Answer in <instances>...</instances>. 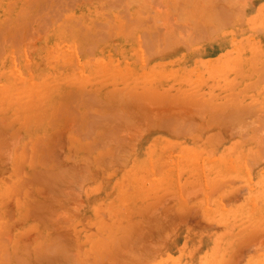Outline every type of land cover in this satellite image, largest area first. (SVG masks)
I'll use <instances>...</instances> for the list:
<instances>
[{
	"label": "rangeland",
	"instance_id": "obj_1",
	"mask_svg": "<svg viewBox=\"0 0 264 264\" xmlns=\"http://www.w3.org/2000/svg\"><path fill=\"white\" fill-rule=\"evenodd\" d=\"M239 1L0 0L4 264H264V0Z\"/></svg>",
	"mask_w": 264,
	"mask_h": 264
},
{
	"label": "bare ground",
	"instance_id": "obj_2",
	"mask_svg": "<svg viewBox=\"0 0 264 264\" xmlns=\"http://www.w3.org/2000/svg\"><path fill=\"white\" fill-rule=\"evenodd\" d=\"M63 1H64V0H63ZM120 1H121V0H119V2H120ZM220 1H221V0H220ZM223 1H224V0H223ZM235 1H236V0H235ZM238 1H239V0H238ZM227 2H228V1H227ZM239 2H240V1H239ZM120 3H122V2H120ZM120 3H119V4H120ZM117 4H118V2H117ZM59 6H60V5H59ZM178 7H179V6H178ZM117 8H118V7H117ZM119 8H120V7H119ZM221 8H222V7H221ZM224 8H225V7H224ZM191 13H192V12H191ZM210 13H211V12H210ZM204 14H205V12H204ZM211 14H212V13H211ZM179 16H180V14H179ZM184 17H185V16H184ZM213 17H214V16H213ZM218 17H220V16H218ZM230 17H231V16H230ZM216 18H217V17H216ZM189 21H190V20H189ZM240 21H241V20H240ZM216 29H217V28H216ZM16 38H17V37H16ZM16 40H17V39H16ZM17 42H18V40H17ZM91 44H92V43H91ZM89 46H90V44L88 45V47H89ZM90 47L93 48L94 46H90ZM92 48H91V49H92ZM87 49H90V48H87ZM90 51H91V50H90ZM57 52H58V51H57ZM55 53H56V52H55ZM55 53H54V54H55ZM55 55H57V53H56ZM53 63H54V62H53ZM51 65H52V63H51ZM15 75H16V74H15ZM60 77H61V76H60ZM70 80H71V79H69V81H70ZM60 81H61V80H60ZM77 81H78V80H77ZM56 85H57V84H56ZM68 85H69V84H68ZM73 85H74V84H73ZM75 85H76V84H75ZM75 85H74V86H75ZM76 87H77V86H76ZM0 89H1V88H0ZM59 89H60V88H59ZM64 89H65V88H64ZM69 90H70V88H69ZM13 91H14V88H13V87H11V86H6V87L3 88V90H0V97L6 98V97H8L9 92H13ZM63 91H64V90H63ZM70 91L72 92V90H70ZM70 91H69V92H70ZM49 92H50V91H49ZM61 92H62V91H61ZM71 92H70V93H71ZM13 93H16V90H15ZM67 93H68V92H67ZM51 94H52V93H51ZM15 95H16V94H15ZM62 95H63V94H62ZM69 95H70V94H69ZM59 96H60V94H59ZM67 96H68V95H67ZM56 97H57V96H56ZM70 97H71V96H70ZM75 98H76V97H75ZM55 99H56V98H55ZM17 100H18V99L16 98V101H17ZM47 100H48V99H47ZM69 100H70V99H68V101H69ZM75 100H76V99H75ZM16 101H15V102H16ZM43 101H44V100H43ZM48 101H49V100H48ZM68 101H67V102H68ZM70 102L72 103V101H69V103H70ZM74 102H75V101H74ZM16 103H17V104H16ZM16 103H15V104L18 105V106H21V105H22V102L20 103L21 105L19 104V101L16 102ZM0 104H1V103H0ZM47 104H50V103L48 102ZM58 104H59V105L56 104L57 107H58V108H59L60 106H61V107H60L59 109L57 108L58 110L56 109L57 112H60L61 110H62V112H64L63 109H62V108H63L62 104L60 105V102H58ZM66 104H67V103H66ZM67 105H68V104H67ZM67 105H66V106L64 105L65 108H67V107L69 108V106H67ZM70 105L72 106V104H70ZM46 106H47V105H46ZM47 108H48V107H47ZM70 108H71V107H70ZM70 108H69V109H70ZM75 108H77V107L75 106ZM60 109H61V110H60ZM69 109H66V110L68 111ZM66 110H65V111H66ZM62 112H61V113H56V114H57L56 116L58 117L59 114H62ZM86 112H87V111H86ZM64 113H65V112H64ZM75 114H76V113H75ZM82 114H83V113H82ZM44 115H45V114H44ZM44 115H43V116H44ZM52 115H53V114H52ZM63 115H64V114H63ZM40 116H41V115H40ZM56 116H55V119H58V118H56ZM61 116H62V115H61ZM59 117H60V116H59ZM62 117H63V116H62ZM47 118H48V117H47ZM1 120H2V119H1ZM19 120H20V119H19ZM46 120H48V119H46ZM50 120H51V119H50ZM13 122H14V121H13ZM13 122H12V123H13ZM44 122H45V121H44ZM90 122H92V121H90ZM12 123H11V124H12ZM14 123H15V122H14ZM38 123L40 124V122H38ZM38 123H37V124H38ZM87 123H89V121H88ZM93 123H94V122H93ZM24 124H25V123H24ZM94 124H95V123H94ZM112 124H113V123H112ZM2 125H4V124H2ZM20 125H21V124H20ZM92 125H93V124H92ZM26 126H27V125H26ZM49 126H50V125H49ZM49 126H47V127H49ZM78 126H79V125H78ZM35 127H36V126H35ZM38 127H39V126H38ZM5 128H8V127H5ZM41 128H42V127H41ZM74 128H75V127H74ZM17 129H18V128H17ZM14 130L16 131V129H14ZM15 131H14V132H15ZM74 131H75V130H74ZM85 131H86V130H85ZM2 132H3V131H2ZM86 132H87V131H86ZM88 133H90V132H88ZM88 133H86V134H88ZM46 134H47V133H46ZM89 135H90V134H89ZM36 136H37V134H36ZM87 136H88V135H87ZM108 136H110V135H108ZM81 138H83V137H81ZM107 138H108V137H107ZM107 138H106V139H107ZM0 140H3V139H0ZM107 140H109V138H108ZM103 141H104V140H103ZM15 142H16V141H15ZM112 142H113V141H112ZM8 143H9V142H8ZM39 143L41 144V142H39ZM93 143H95V142H92V144H93ZM97 143H98V142H97ZM113 143H114V142H113ZM9 144H10V143H9ZM40 144H39V148H40V146H41ZM103 144H104V143H103ZM106 144H107V143H106ZM106 144H105V145H106ZM89 145H90V144H89ZM89 145H87V146H89ZM98 145H99V143H98ZM6 146H7V145H6ZM90 146H91V145H90ZM90 146H89V147H90ZM96 146H97V144H96ZM103 146H104V145H102V147H103ZM37 147H38V146H37ZM98 147H99V146H98ZM100 147H101V146H100ZM45 148H46V147H45ZM2 149H3V148H2ZM8 149H9V148H8ZM36 150H38V149L36 148ZM41 150H42V149H41ZM41 150H40V151H41ZM80 150H81V149H80ZM80 150H79V151H80ZM86 150H87V147H86ZM86 150H85V151H86ZM93 150H94V149H93ZM44 151H45V150H44ZM72 151H73V150H72ZM3 152H4V151H3ZM37 152H38V151H37ZM89 152H90V151H89ZM35 153H36V152H35ZM41 153L43 154V152H41ZM123 153H124V152H123ZM47 154H48V153H47ZM4 155H5V154H4ZM48 155H49V154H48ZM85 155H86V154H85ZM41 156L43 157L44 154L41 155ZM41 156H40V157H41ZM42 157H41L40 159H42ZM46 157H47V156H46ZM87 157H88V156H87ZM120 157H121V156H120ZM120 159H121V158H120ZM122 162H123V161H122ZM27 163H28V162H27ZM18 164H19V163H17V165H18ZM21 164H22V163H21ZM41 165H42V164H41ZM42 166H43V165H42ZM18 167H19V166H18ZM21 167H22V166H21ZM0 168H1V167H0ZM19 168H20V167H19ZM29 168H30V167H29ZM62 169H63V171H64V168H62ZM73 169H74V168H73ZM1 170H2V169H1ZM60 170H61V169H60ZM65 170H66V169H65ZM85 170H86V169H85ZM19 171H20V169H19ZM32 171H33V170H32ZM21 172H22V171H21ZM40 172H41V171H40ZM55 172H56V171H55ZM57 172H59V169H57ZM60 172H62V170H61ZM60 172H59V173H60ZM67 172H68V171H67ZM49 173H50V172H49ZM51 173H52V172H51ZM51 173H50V177H51ZM59 173H58V174H59ZM62 173H63V174H62ZM62 173H61V174L64 175V172H62ZM68 173H69V172H68ZM32 174H34V177L37 176V174H35V173H32ZM46 174H47V173L45 172L44 175H43L42 173H40L39 175L42 176V178H44V176H46ZM61 174H60V175H61ZM53 175H54V173L52 174V176H53ZM56 175H57V174H56ZM62 175H61V178H62V177L64 178V176L66 175V173H65L64 176H62ZM69 175H70V174H69ZM71 176H72V175H71ZM14 177H15V176H14ZM31 177H32V176H31ZM35 178H38V177H35ZM42 178H41V179H42ZM46 178H47V179L49 178V175H48V174H47V177H46ZM63 178H62V179H63ZM65 178H66V176H65ZM65 178H64V179H65ZM29 179H30V178H29ZM50 179L54 181L53 177L50 178ZM66 179H70V176L67 175V178H66ZM42 180H43V179H42ZM42 180H41V181H42ZM44 180H46V179H44ZM62 181H64V180H62ZM65 181H66V180H65ZM65 181H64V182H65ZM68 181H69V180H68ZM70 181H71V180H70ZM44 182H46L47 184H50V183L47 182V180L44 181ZM66 182H67V181H66ZM14 183H15V182H14ZM17 183H18V182H17ZM38 183H39V182H38ZM58 183H59V182H58ZM62 183H63V182H62ZM51 184H52V183H51ZM51 184H50V185H51ZM65 184H66V183H65ZM15 185H17V184H15ZM52 185H53L52 187H54V184H52ZM55 185H56V184H55ZM71 185H72V184H71ZM17 186H18V185H17ZM17 186H16V189H18ZM68 187H69V186H68ZM39 188H41V187L39 186ZM62 188H63V187H62ZM71 188H72V187H71ZM60 189H61V188H60ZM66 189H67V188H66ZM66 189H65V190H66ZM72 189H73V188H72ZM72 189H71V190H72ZM39 190H40V189H39ZM54 190H55V189H54ZM42 191H43V190H42ZM61 191H62V190H61ZM68 191H69V190H68ZM59 192H60V191H59ZM56 193H57V192H56ZM69 193H70V191H69ZM71 193H72V192H71ZM73 193H74V192H73ZM73 193H72V194H73ZM64 194H67V190H66V193H63V195H64ZM49 195H50V194H48V196H49ZM53 195H55V193H54ZM58 196H59V195H58ZM61 196H62V195H61ZM56 197H57V196H56ZM68 197H69V196H68ZM54 198H55V197H54ZM60 198L62 199V197H59V199H60ZM50 199H51V198H50ZM59 199H58V200H59ZM64 199H66V198H63L62 200H64ZM55 200H56V198L54 199V202H56ZM58 200H57V201H58ZM42 203H44V202H42ZM56 203H57V202H56ZM58 203H59V201H58ZM58 203H57V204H58ZM65 203H67V202H65ZM76 203H77V202H76ZM38 204H39V203H38ZM45 204H46V203H45ZM57 204L54 203V205H56V206H57ZM61 204H62V202L59 203V205H61ZM68 204H69V203H68ZM46 205H48V204H46ZM59 205H58V206H59ZM38 206H40V207H38ZM38 206H37V207H38V211H39L40 208H41V205L39 204ZM56 206H54V207H56ZM58 206L56 207V209H57V208H60V207H58ZM63 206H65V205L63 204L62 207H63ZM70 206H71V205H70ZM70 206H68V207H69V208H73V205H72L71 207H70ZM44 207L46 208V206H44ZM54 207H53V208H54ZM53 208H52V210H53ZM66 208H67V207H66ZM50 209H51V208H50ZM54 209H55V208H54ZM60 209H62V208H60ZM43 210H44V209H43ZM67 210H68V209H67ZM69 210H70V209H69ZM69 210H68V213H69ZM44 211H45V210H44ZM46 211H47V210H46ZM46 211H45V212H46ZM58 211H60V212L58 213ZM58 211L56 212V214H60V215H59L60 217H64V216H65V215L62 213V211L65 212L66 209H64V210H59V209H58ZM40 212H41V211H40ZM66 212H67V211H66ZM66 212H65V213H66ZM49 213H50V211H49ZM52 213H53V211H52ZM61 213L63 214V216H62ZM56 214L54 215V217H55L56 220H57V219L59 218V216L56 217ZM43 215H44V214H43ZM49 215H50V214H49ZM38 216H39V215H38ZM44 216H46V215H44ZM40 217H42V214H41ZM48 217H49V216H48ZM65 218H66V217H65ZM65 218H64V220H65ZM39 219H40V218H39ZM46 219H47V218H46ZM53 219H54V218H52V220H53ZM48 220H49V218H48ZM52 220H51V221H52ZM60 220H61V219H60ZM62 220H63V219H62ZM53 221H54V220H53ZM53 221H52V222H53ZM48 222H49V221H48ZM48 222H47V224H49ZM56 222H57V221H55V223H56ZM58 222H59V221H58ZM66 222H67V225H68V223H69L70 221L67 220ZM70 223H71V222H70ZM45 224H46V223H45ZM47 224H46V225H47ZM60 224H61V223H60ZM60 224H57L55 228H58ZM63 224H64V225H63ZM63 224H61V225H62V226H65L66 223L63 222ZM72 224H73V223H72ZM49 225H50L49 228L51 229V228L53 227L54 224H52V225L49 224ZM77 225H78V224H77ZM62 226L59 227V228H60L59 231H62V232H63V231L66 229V228H65L66 226L64 227V230L61 229ZM67 227H68V226H67ZM76 228H77V227H76ZM45 229H46V228H45ZM51 230L53 231V230H54V227H53ZM51 230H50V231H51ZM66 230H67V229H66ZM69 230H70V229H69ZM55 231H56V230H55ZM57 231H58V230H57ZM57 231H56V233H57ZM67 231H68V230H67ZM74 231H75V230H74ZM64 232L66 233V231H64ZM64 232H63V233L58 232V235H59V233H61V234L64 235V234H65ZM68 232H69V231H68ZM56 233H55V234H56ZM43 235H44V234H43ZM53 235H54V234H53ZM56 236H57V235H56ZM58 237H59V236H58ZM60 237H62V236L60 235ZM60 237H59V238H60ZM64 237H65V236H64ZM66 237H67V236H66ZM41 238H42V240H43L44 237H41ZM47 238L50 239L51 241H53V240L56 241V240L58 239V238L55 237V236H54V239H51L49 235L47 236ZM52 238H53V237H52ZM56 238H57V239H56ZM77 238H78V237H77ZM61 239H62V238H61ZM58 240H59V239H58ZM65 240H66V239H65ZM71 240H72V239H71ZM71 240H67V241H71ZM48 241H49V240H48ZM48 241H47V242H48ZM60 241H61V240H60ZM131 241H132V240H131ZM37 242H38V241H37ZM47 242H46V243H47ZM53 242H54V241H53ZM53 242L48 243V244H45V242H44L43 244H45L46 246L43 247V248H41L39 253L36 251V249H34V248L32 247V248L35 250L34 254H32L33 252L31 253L32 258H33V259H34V257H35L36 259H37V257H39V258H45L46 255H48V256L52 255V256H53L55 259H57V260H65V259H67V261L69 260L70 262H72L71 264H79V261H80V262L82 261L81 257H79V251L77 250L78 248L76 249V252H75V250L73 249V248H74V245H73V244H71V246H73V248H72V247H71L72 249L69 248V251L74 250V252H73V251H72V252H69V251H66V250H65L67 247H63V246H66V245H65V244H62V241L59 242V243H57V242H56V243H53ZM64 242H66V241H63V243H64ZM41 243H42V242H41ZM68 243H71V242H68ZM72 243H73V242H72ZM123 243H124V242H123ZM43 244H42V245H43ZM77 244H78V243H77ZM125 244H126V242H125ZM42 245H41V246L39 245V246L42 247ZM62 245H63V246H62ZM120 245H122V243H121ZM23 246H24V245H23ZM67 246H68V245H67ZM112 246H113V244H112ZM35 247H36V246H35ZM37 247H38V246H37ZM61 247L64 248V249H62ZM68 247H69V246H68ZM116 247H118V246H116ZM122 247H123V246H122ZM126 247H127V245H126ZM1 248H2V245H0V264H2L3 262H5V261H3V260H7V259L9 258V257L6 258V256H5V259H4V255H5V253H4V250H3V249H2L3 251L1 250ZM16 248H17V247H16ZM26 248H27V247H26ZM107 248H108V247H107ZM107 248H106V249H107ZM110 248H111V246H110ZM124 248H125V246H124ZM14 249H15V248H14ZM67 249H68V248H67ZM114 249H115V248H114ZM114 249H113V251H114ZM24 250H25V246H24ZM26 250H27V249H26ZM26 250L23 251L22 253L26 252ZM34 250H33V251H34ZM38 250H39V248H38ZM91 250H93V249H91ZM100 250H101V248H100ZM120 250H121V249H120ZM13 251H14V250H13ZM19 251H20V250H19ZM101 251H102V250H101ZM113 251H112V252H113ZM122 251L125 252L124 249L121 250V252H122ZM28 252H29V250H28ZM36 252H37V254H36ZM77 252H78V253H77ZM85 252H86V251H85ZM106 252H108V250H106ZM123 252H122V253H123ZM19 253H20V252H19ZM92 253H93V251H91V252L88 251V255H90V254H92ZM95 253H97V254H95ZM95 253H94V254H95V255H98V256L101 254V253L98 254L97 251H96ZM102 253H103V252H102ZM14 254H15V253H14ZM14 254H13V255H14ZM24 254H25V253H24ZM35 254L37 255V257L35 256ZM105 254H106V253H105ZM105 254H104V255H105ZM108 254H109V253H108ZM119 254H121V253H119ZM124 254H125V253H123V255H124ZM127 254L130 255L131 253H130V254L127 253ZM132 254H133V253H132ZM17 255H18V254H17ZM26 255H28L27 252H26ZM33 255H34V257H33ZM86 255H87V253H86ZM102 255H103V254H102ZM29 256H30V255H29ZM110 256H112V254H111ZM139 256H140V255H139ZM142 256H143V255H142ZM13 257H14V256H13ZM16 257H21V255H20V256H16V255H15V258H16ZM25 257H26V256H25ZM27 257H28V256H27ZM93 257H96V256L93 255ZM100 257H101V256H100ZM106 257H107V254H106ZM133 257H135V256H133ZM133 257L130 258L129 260L134 259ZM39 258H38V259H39ZM47 258H48V257H47ZM88 258H90V256H89ZM88 258H87V259H88ZM102 258H103V257H102ZM109 258H110V257H109ZM13 259H14V258H13ZM13 259H12V260H13ZM17 259H18V258H17ZM17 259L14 260V262L17 261ZM19 259H20V258H19ZM19 259H18V260H19ZM21 259L23 260L24 258L21 257ZM21 259H20V261H21ZM29 259H30V257H29ZM85 259H86V258H85ZM107 259H108V258H107ZM136 259H137V260H136ZM136 259H134L133 262H135V260L138 261L139 258L136 256ZM41 260H42V259H39V260H37V261L34 260V261L36 262V264H37V262H38V264H39V262H40ZM48 260H51V258L48 259ZM90 260H92V259L90 258ZM93 260H94V259H93ZM143 260H144V259H143ZM145 260H146V259H145ZM24 261L27 262V264H28V263L31 264L30 262L26 261L25 259L23 260L22 263L17 261L18 263L15 262L14 264H16V263H17V264H25ZM67 261H66V262H67ZM88 261H89V260H88ZM88 261H86V264H87V263H89V264L92 263V261H90L91 263L88 262ZM110 261H111V260H110ZM112 261H113V260H112ZM115 261H116V259H115ZM121 261H122V260H121ZM139 261H140V259H139ZM6 262H7V261H6ZM70 262H68L67 264H70ZM131 262H132V261H131ZM131 262L128 261V264L131 263ZM140 262H141V261H140ZM57 263H60V262H57ZM81 263H82V262H81ZM83 263H85V261H84ZM94 263H95V262H94ZM105 263H106V262H105ZM121 263H124V260H123V262H121ZM135 263H137V262H135ZM3 264H4V263H3ZM7 264H8V263H7ZM32 264H34V263L32 262ZM60 264H61V263H60ZM64 264H65V263H64ZM92 264H93V263H92ZM95 264H96V263H95ZM108 264H110L109 261H108ZM111 264H113V263H111ZM124 264H126V263H124Z\"/></svg>",
	"mask_w": 264,
	"mask_h": 264
}]
</instances>
